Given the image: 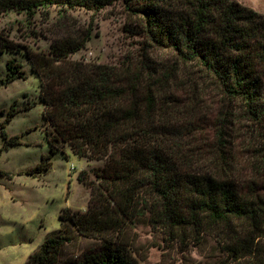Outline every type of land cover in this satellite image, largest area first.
I'll return each instance as SVG.
<instances>
[{"label":"trees","instance_id":"obj_1","mask_svg":"<svg viewBox=\"0 0 264 264\" xmlns=\"http://www.w3.org/2000/svg\"><path fill=\"white\" fill-rule=\"evenodd\" d=\"M127 1L131 12L146 21L148 41L120 64L73 60L87 41L79 36L55 39L48 53L26 50L41 82L50 146L49 154L27 173L48 172L54 154L68 158L67 145L79 157L106 159V164L93 169L97 183L87 181L86 169L78 173V181L91 189L88 210L62 208L60 228L25 264H137L123 237L134 200L145 188L156 197L151 211L159 210L160 222L188 210L194 224L226 236L232 256L226 264H234L252 253L249 244L236 241L235 221L244 226L247 220L255 232L259 209L215 150L224 146L223 130L216 132L215 149L210 150L202 119H189L188 109L195 106L181 105L185 98L198 103V92L217 88L223 97L242 100L254 122H264V14L237 0ZM106 3L0 0V14L18 11L30 17L53 5L97 8ZM12 48L0 32V52ZM6 67L0 88L25 76L16 58ZM17 112L12 105L1 126L3 148L21 143L20 136L9 138L6 132ZM197 135L194 153L180 161L182 141ZM2 176L11 177L0 167ZM179 195L186 203L177 202ZM84 240L94 243L84 245Z\"/></svg>","mask_w":264,"mask_h":264},{"label":"rangeland","instance_id":"obj_2","mask_svg":"<svg viewBox=\"0 0 264 264\" xmlns=\"http://www.w3.org/2000/svg\"><path fill=\"white\" fill-rule=\"evenodd\" d=\"M237 1L264 14V0ZM129 5L127 0H108L97 8L53 5L37 10L30 17L18 11L0 14V32L13 46L0 52V78L6 76V63L11 58H16L25 71L24 77L0 88V167L11 176L0 179V264H25L45 236L60 227L62 208L88 210L91 189L78 182L77 174L86 169L87 181L97 183L93 169L106 164V159L80 158L67 145L68 158L61 153L53 155V165L47 174L27 173L50 151L45 138L47 124L43 119V104L39 101L41 82L26 50L48 53L55 39L79 36L87 41L84 48L72 54L73 60L87 64H120L127 55L140 52L148 41L143 32L146 21L131 12ZM223 95L217 88L201 91L198 103L185 98L181 108L195 106L188 109L189 119H202L210 150L215 149L212 146L216 132L222 129L225 133L224 146L219 145L215 150L222 153L232 179L254 198L260 213L257 219L260 228L256 233L247 220L243 221L244 226L235 221L236 241L249 244L252 253L233 263L264 264V122L258 124L249 118L242 100ZM12 105L22 111L6 126V132L9 138L20 136L21 144L3 148L1 126ZM191 138L187 136L182 141L180 161L186 154L194 153L195 140L198 141L200 135ZM175 199L181 205L187 201L182 195ZM155 200L146 188L142 189L134 200L131 221L124 233L123 239L137 264L230 262L232 256L226 236L208 226L194 224L186 209L179 212L183 216L160 222L156 216L159 210L151 211ZM163 210L161 207L160 212ZM92 243L84 240L83 244Z\"/></svg>","mask_w":264,"mask_h":264},{"label":"crops","instance_id":"obj_3","mask_svg":"<svg viewBox=\"0 0 264 264\" xmlns=\"http://www.w3.org/2000/svg\"><path fill=\"white\" fill-rule=\"evenodd\" d=\"M39 101L41 102L40 98H39ZM41 103H42V102H41ZM42 104H43V103H42ZM43 109H44V104H43ZM23 110H24V109H23ZM20 111H22V110L19 109L18 112L16 113V115H17ZM16 115H15V116H16ZM15 116H14V117H15ZM14 117H13V118H14ZM43 119H44V118H43ZM12 120H13V119H12ZM12 120H11V122H12ZM11 122H10V123H11ZM44 122H45V121H44ZM10 123H9V124H10ZM45 138H46V140H47L46 134H45ZM3 140H4V139H3ZM47 142H48V140H47ZM19 144H21V143H19ZM15 145H18V144H15ZM48 145H49V143H48ZM10 146H12V145H10ZM49 151H50V146H49ZM54 155H55V154H54ZM62 156H63V155H62ZM76 156H77V155H76ZM42 157H43V156H42ZM63 157H64V156H63ZM78 157H79V156H78ZM80 158H82V157H80ZM83 159H86V158H83ZM41 160H42V159H41ZM37 164H38V163H37ZM37 164H36V165H37ZM36 165H35V166H36ZM35 166H34V167H35ZM51 168H52V167H51ZM51 168H50V169H51ZM49 171H50V170H49ZM49 171H48V172H49ZM48 172L43 173V174H47ZM43 174H39V175H43ZM31 175H32V174H31ZM34 176H35V175H34ZM77 176H78V174H77ZM2 177H4V176H2ZM2 177H0V179H1ZM77 180H78V179H77ZM78 182H79V181H78ZM79 183H80V182H79ZM61 210H62V209H61ZM61 210H60V213H61ZM60 213H59V215H60ZM59 221H60V218H59ZM60 226H61V221H60ZM59 228H60V227H59ZM59 228H58V229H59ZM56 230H57V229H56ZM53 231H55V230H53ZM53 231H52V232H53ZM52 232H50V233H52ZM50 233H48V234L45 236V238H46ZM45 238H44V239H45ZM42 243H43V241H42Z\"/></svg>","mask_w":264,"mask_h":264}]
</instances>
